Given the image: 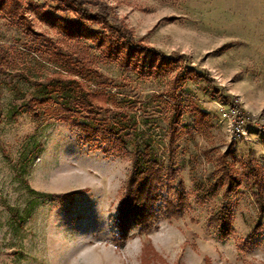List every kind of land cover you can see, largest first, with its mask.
<instances>
[{
    "label": "rangeland",
    "instance_id": "1",
    "mask_svg": "<svg viewBox=\"0 0 264 264\" xmlns=\"http://www.w3.org/2000/svg\"><path fill=\"white\" fill-rule=\"evenodd\" d=\"M82 2L92 12L106 11L111 23H123L144 44L182 54L189 66L210 76L211 83L188 82L177 96L185 110L193 104L206 113L209 126L197 130L186 113L178 128L177 178L171 185L183 183L189 209L182 217L160 218L147 234L131 230L119 245L113 218L129 170L127 153L105 156L95 149L97 143H82L79 131L56 117L33 119L24 113L32 97L52 100L47 106L58 103L48 87L53 78L67 76L44 46V39L56 43V36L30 10L26 17L36 35L0 15V264H142L140 248L146 242L165 264H205L204 258L208 264H264V0ZM92 68L101 78L84 87L113 96L107 102L113 109L109 118L114 120L116 108L126 112L135 124L128 141L151 144L165 164L166 81L138 80L99 58ZM226 104L244 118L236 138L220 116ZM230 145L241 186L225 200L218 190L199 205L197 198L215 180ZM248 166L260 175V201ZM222 205L234 234L217 241L208 219ZM255 224L262 227L258 245L239 253L237 244Z\"/></svg>",
    "mask_w": 264,
    "mask_h": 264
},
{
    "label": "trees",
    "instance_id": "2",
    "mask_svg": "<svg viewBox=\"0 0 264 264\" xmlns=\"http://www.w3.org/2000/svg\"><path fill=\"white\" fill-rule=\"evenodd\" d=\"M24 1L0 0V15L16 21L26 33L36 35L32 33L31 23L26 17V10H30L37 21L56 36V43L43 38L44 46L59 70L67 76L53 78L48 87L49 93L59 100L58 103L47 106L52 100L32 97L23 106L24 113L33 119L56 117L61 123L77 129L82 143H97L95 149L105 156L123 153L128 155L129 170L123 181L122 194L113 218L119 245L123 246L131 237V230L147 234L160 218L171 220L182 217L189 209L183 183L178 180L174 186L171 185L177 178L173 155L179 136V124L188 113L197 130H206L209 126L206 123V113L197 110L193 104L185 110L177 96L188 82L211 83L210 76L189 66L182 54H164L144 44L123 23H111L106 11L101 9L92 12L85 8L82 0H41L40 4L33 0ZM91 48L98 54L97 57L91 53ZM96 58L138 80L166 81V114L163 119L167 139L165 164L156 158L151 144L128 141L129 135L134 133L135 124L126 112L116 108L114 120L109 118L113 109L107 102L114 100L113 96L99 92L97 87L92 90L84 87V83L90 82L92 78H101L92 68ZM126 102L129 108L133 107L129 105V101ZM127 145L130 146L128 152ZM230 147L232 146L221 155L219 166L215 170V180L197 198L199 205L213 197L218 190H221V198L225 200L236 194L241 186V177L234 167ZM247 176L260 201L262 187L257 168L248 166ZM163 188L165 196L161 195ZM66 197L51 196V199ZM25 217L26 214L24 217L19 216L18 223ZM231 222V216L223 205L209 217L208 225L213 228L217 241H224L234 234ZM261 231V225L255 224L237 244V251L248 253L253 250L258 245ZM148 257L165 264L146 242L140 248L141 263L148 264ZM204 263L208 264L206 258Z\"/></svg>",
    "mask_w": 264,
    "mask_h": 264
},
{
    "label": "built area",
    "instance_id": "3",
    "mask_svg": "<svg viewBox=\"0 0 264 264\" xmlns=\"http://www.w3.org/2000/svg\"><path fill=\"white\" fill-rule=\"evenodd\" d=\"M221 109V118L230 123V134L232 138H236L243 133L244 118L232 104L224 105Z\"/></svg>",
    "mask_w": 264,
    "mask_h": 264
}]
</instances>
